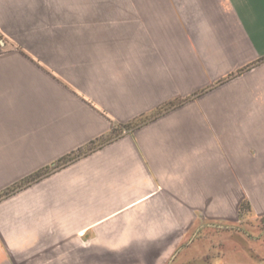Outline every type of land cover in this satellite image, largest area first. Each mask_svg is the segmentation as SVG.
<instances>
[{
  "label": "crops",
  "instance_id": "obj_1",
  "mask_svg": "<svg viewBox=\"0 0 264 264\" xmlns=\"http://www.w3.org/2000/svg\"><path fill=\"white\" fill-rule=\"evenodd\" d=\"M0 37V264H168L264 181V0H0Z\"/></svg>",
  "mask_w": 264,
  "mask_h": 264
},
{
  "label": "rangeland",
  "instance_id": "obj_2",
  "mask_svg": "<svg viewBox=\"0 0 264 264\" xmlns=\"http://www.w3.org/2000/svg\"><path fill=\"white\" fill-rule=\"evenodd\" d=\"M20 184L16 187L27 183ZM246 184L234 183L233 195L248 193L254 196H233L231 218L206 221L200 217L168 264H264V215L254 212L255 207L264 206V181ZM142 248L89 246L86 264L126 262L133 260Z\"/></svg>",
  "mask_w": 264,
  "mask_h": 264
},
{
  "label": "trees",
  "instance_id": "obj_3",
  "mask_svg": "<svg viewBox=\"0 0 264 264\" xmlns=\"http://www.w3.org/2000/svg\"><path fill=\"white\" fill-rule=\"evenodd\" d=\"M16 186H18V185H16ZM16 186H14L13 188L8 189L7 191H4V192L0 193V198H1L2 196H7V195L11 194V193L14 191L13 189H14ZM16 188H20V187H16Z\"/></svg>",
  "mask_w": 264,
  "mask_h": 264
},
{
  "label": "built area",
  "instance_id": "obj_4",
  "mask_svg": "<svg viewBox=\"0 0 264 264\" xmlns=\"http://www.w3.org/2000/svg\"><path fill=\"white\" fill-rule=\"evenodd\" d=\"M5 46V43H4V41L1 39V37H0V54H2L3 53V47Z\"/></svg>",
  "mask_w": 264,
  "mask_h": 264
}]
</instances>
